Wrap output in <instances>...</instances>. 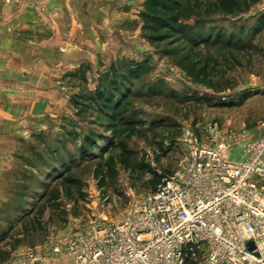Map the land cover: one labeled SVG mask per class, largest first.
Instances as JSON below:
<instances>
[{
    "label": "rangeland",
    "instance_id": "rangeland-1",
    "mask_svg": "<svg viewBox=\"0 0 264 264\" xmlns=\"http://www.w3.org/2000/svg\"><path fill=\"white\" fill-rule=\"evenodd\" d=\"M176 1L192 13L179 20L185 32L155 23L150 13L165 17L168 10H147L143 0L126 35L110 36V57L65 73L70 89L61 112L16 129L0 156V252L13 247L11 259L29 249L47 252L55 238L94 219L124 216L161 174L179 167L186 130L209 143L208 125L264 93V0H160ZM110 85L114 108L128 102L108 126L96 91L109 94ZM63 165L78 186L57 183L58 203H45L42 190L55 183L49 170L62 177Z\"/></svg>",
    "mask_w": 264,
    "mask_h": 264
},
{
    "label": "built area",
    "instance_id": "built-area-1",
    "mask_svg": "<svg viewBox=\"0 0 264 264\" xmlns=\"http://www.w3.org/2000/svg\"><path fill=\"white\" fill-rule=\"evenodd\" d=\"M206 133L209 143L184 132L179 167L124 216L94 219L50 250L69 264H264V139L216 123ZM238 146L241 156L230 158ZM44 257L29 249L14 262Z\"/></svg>",
    "mask_w": 264,
    "mask_h": 264
},
{
    "label": "crops",
    "instance_id": "crops-1",
    "mask_svg": "<svg viewBox=\"0 0 264 264\" xmlns=\"http://www.w3.org/2000/svg\"><path fill=\"white\" fill-rule=\"evenodd\" d=\"M142 2L0 0L1 157L8 153L16 129L28 126L33 116L61 112L70 89L65 73L83 62L110 57V36L126 35L127 20ZM233 109L236 115L219 119L220 127L242 130L249 139H264V93ZM240 156L238 146L230 158ZM47 246L39 264L70 263L67 253L52 252ZM14 260L6 257L0 264H16Z\"/></svg>",
    "mask_w": 264,
    "mask_h": 264
},
{
    "label": "trees",
    "instance_id": "trees-1",
    "mask_svg": "<svg viewBox=\"0 0 264 264\" xmlns=\"http://www.w3.org/2000/svg\"><path fill=\"white\" fill-rule=\"evenodd\" d=\"M144 5H145V8L147 10H151L153 12H155L154 10L158 9V8H160L162 10H168L169 14L165 17H161V16L156 15L154 13H150V14H152L151 19H153L155 23H157V22L160 23V25L162 27L173 28L178 33L179 32L180 33L185 32L186 28L185 27L182 28V26H179V20L185 19V18H188L191 16L192 13H191V10H190L188 5H181L177 1L174 3H168V2L161 3L160 0H144ZM115 95H117V91H116V86H114V85L113 86L110 85L109 94L102 91V90L96 91L97 102L100 105L99 107H101V109L105 113H107L111 119L108 122H106V123H108V124H106L108 126H111L112 121L115 120L116 118H118L119 116H121V115H119V113L122 111V109H124L123 105H125L128 102V98H126L122 101V103L117 108H114L113 107V102H114L113 97H115ZM243 98H244V96L241 95L239 100L241 101ZM75 101L77 102V100H75ZM224 103L225 102H220V104H224ZM84 143L86 145H90L91 147H94L96 145V142L93 141V139L90 136L86 137ZM84 155H86V154L82 153V156H84ZM63 167L65 168L66 174L62 177L59 174H57L58 173L57 169L54 168L53 170H49V174L51 175L49 177L53 178L55 183L53 186H50V187H48V185L44 186V190H42V193H41L39 199L44 200L45 203L46 202L47 203L51 202L52 204L58 203L57 199L59 197L60 192H59L57 183H59V184L61 183V184L65 185V182H68V183H71V185H73V186L77 185L79 183L76 178L71 176V172H70L71 167H69V166L66 167L65 165H63ZM51 168H52V165H51ZM39 211H40V209H39ZM31 221H33V217H31L28 220H26L25 222H23L21 224L20 228L23 229V231H27V225ZM3 237L4 236H0V240L3 239ZM12 249H13V247L9 248V250H2L0 252V260H4L6 257H8L10 254V251H12Z\"/></svg>",
    "mask_w": 264,
    "mask_h": 264
},
{
    "label": "water",
    "instance_id": "water-1",
    "mask_svg": "<svg viewBox=\"0 0 264 264\" xmlns=\"http://www.w3.org/2000/svg\"><path fill=\"white\" fill-rule=\"evenodd\" d=\"M248 244H249L250 247L252 246V243L251 242H249Z\"/></svg>",
    "mask_w": 264,
    "mask_h": 264
}]
</instances>
